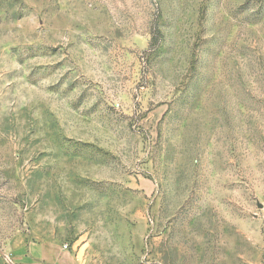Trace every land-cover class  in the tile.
<instances>
[{
    "label": "rangeland",
    "instance_id": "1",
    "mask_svg": "<svg viewBox=\"0 0 264 264\" xmlns=\"http://www.w3.org/2000/svg\"><path fill=\"white\" fill-rule=\"evenodd\" d=\"M0 264H264V0H0Z\"/></svg>",
    "mask_w": 264,
    "mask_h": 264
}]
</instances>
